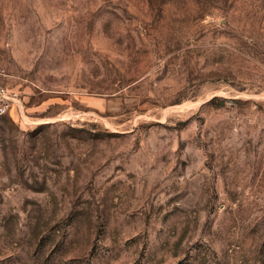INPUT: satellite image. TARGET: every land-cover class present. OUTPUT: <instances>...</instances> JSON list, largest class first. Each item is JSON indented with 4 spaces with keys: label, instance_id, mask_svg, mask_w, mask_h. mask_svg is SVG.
I'll return each mask as SVG.
<instances>
[{
    "label": "rangeland",
    "instance_id": "obj_1",
    "mask_svg": "<svg viewBox=\"0 0 264 264\" xmlns=\"http://www.w3.org/2000/svg\"><path fill=\"white\" fill-rule=\"evenodd\" d=\"M0 264H264V0H0Z\"/></svg>",
    "mask_w": 264,
    "mask_h": 264
},
{
    "label": "built area",
    "instance_id": "obj_2",
    "mask_svg": "<svg viewBox=\"0 0 264 264\" xmlns=\"http://www.w3.org/2000/svg\"><path fill=\"white\" fill-rule=\"evenodd\" d=\"M18 103L16 95L0 85V118L7 117L12 108L16 107Z\"/></svg>",
    "mask_w": 264,
    "mask_h": 264
}]
</instances>
